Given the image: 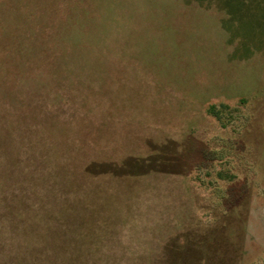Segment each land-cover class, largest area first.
I'll use <instances>...</instances> for the list:
<instances>
[{"label":"rangeland","instance_id":"rangeland-1","mask_svg":"<svg viewBox=\"0 0 264 264\" xmlns=\"http://www.w3.org/2000/svg\"><path fill=\"white\" fill-rule=\"evenodd\" d=\"M0 264H264V0H0Z\"/></svg>","mask_w":264,"mask_h":264}]
</instances>
